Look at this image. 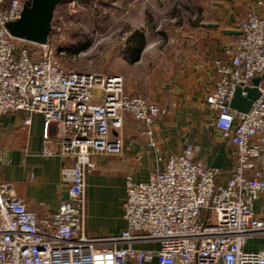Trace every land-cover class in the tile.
<instances>
[{
    "label": "built area",
    "instance_id": "built-area-1",
    "mask_svg": "<svg viewBox=\"0 0 264 264\" xmlns=\"http://www.w3.org/2000/svg\"><path fill=\"white\" fill-rule=\"evenodd\" d=\"M25 2L0 0V115L42 113L48 142L51 126L62 125L61 149L72 159L63 171L69 198L40 215L0 176V264H264V247L249 246L264 238V205L257 208L264 199V79L248 112L230 105L238 87L264 74V15L246 13L238 41L213 60L217 78L206 101L220 138L233 145L232 172L225 179L204 166L189 144L148 180L128 175L127 226L90 237L86 176L94 156L122 151V135L112 132L123 129L126 115L151 136L168 108L127 91L120 74L66 69L50 38L38 44L13 37L6 24Z\"/></svg>",
    "mask_w": 264,
    "mask_h": 264
},
{
    "label": "crops",
    "instance_id": "crops-1",
    "mask_svg": "<svg viewBox=\"0 0 264 264\" xmlns=\"http://www.w3.org/2000/svg\"><path fill=\"white\" fill-rule=\"evenodd\" d=\"M243 1L244 4L238 2L229 9L217 5L212 14L202 13V18L194 21L189 18V32L174 35L178 48L159 51L158 69L152 74L151 83L145 85L147 80H142L135 94L160 102L168 112L153 125L151 136L142 134L134 117L126 115L123 129L112 132V137L122 135V151L94 156V167L86 176L88 236L121 233L127 226L124 202L128 175L135 181L148 180L154 171L165 169L171 155L180 153L189 144L204 166L219 169L225 179L234 169L233 145L230 140L220 138L214 123L216 113L209 108L206 98L215 88L214 58L240 37V33L228 30H240L239 20L250 11L264 15V0ZM184 8L192 10L190 4ZM136 36L139 49L134 61L145 65L147 31L140 30ZM27 119L30 123H26ZM44 131L42 113L16 110L0 115V176L13 182L27 206L40 215L58 211L69 198L63 171L72 162L61 149L62 125L51 126L50 142ZM263 205L262 198L257 208ZM255 240L253 247H264V238Z\"/></svg>",
    "mask_w": 264,
    "mask_h": 264
},
{
    "label": "rangeland",
    "instance_id": "rangeland-1",
    "mask_svg": "<svg viewBox=\"0 0 264 264\" xmlns=\"http://www.w3.org/2000/svg\"><path fill=\"white\" fill-rule=\"evenodd\" d=\"M238 2L244 4L243 0H65L56 17L60 37L54 44L56 58L68 70L120 74L127 91L135 94L142 80L151 83L159 51L178 48L174 35L189 32V18L194 21L202 13L212 14L217 5L229 9ZM188 4L190 11L184 8ZM140 30H146L148 37L145 65L135 64L132 54ZM255 241L252 238L249 246Z\"/></svg>",
    "mask_w": 264,
    "mask_h": 264
},
{
    "label": "water",
    "instance_id": "water-1",
    "mask_svg": "<svg viewBox=\"0 0 264 264\" xmlns=\"http://www.w3.org/2000/svg\"><path fill=\"white\" fill-rule=\"evenodd\" d=\"M62 2L63 0H26L21 16L17 20L6 24L8 32L13 37L30 42L47 43L53 29L52 22L56 8ZM228 32L241 34V30H228ZM263 79L264 74L254 78L252 86L238 87L230 102L231 107L242 113L248 112L254 100L260 96L258 86Z\"/></svg>",
    "mask_w": 264,
    "mask_h": 264
},
{
    "label": "trees",
    "instance_id": "trees-1",
    "mask_svg": "<svg viewBox=\"0 0 264 264\" xmlns=\"http://www.w3.org/2000/svg\"><path fill=\"white\" fill-rule=\"evenodd\" d=\"M65 0H63V2H64ZM62 2V3H63ZM61 5V4H60ZM60 5L56 8V11H55V15H54V19H53V22H52V26H53V29H52V32H51V35H50V41L52 42V43H54V44H59L60 43V37L58 36V35H56V33L58 32V30H57V28H56V24H57V21H56V17H57V15L58 14H60V12H58V9H59V7H60ZM136 38H137V36L135 35V42H136ZM133 39V40H134ZM138 45H139V43L138 42H136V47H135V49H134V52L132 53L133 54V56L135 57V54H136V52L138 51V49H139V47H138ZM82 48H84V47H82Z\"/></svg>",
    "mask_w": 264,
    "mask_h": 264
}]
</instances>
